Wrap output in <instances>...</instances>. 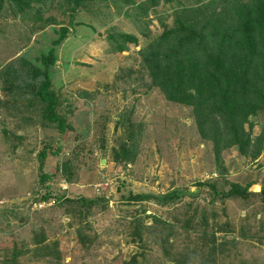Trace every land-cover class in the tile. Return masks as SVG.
<instances>
[{
  "label": "rangeland",
  "instance_id": "rangeland-1",
  "mask_svg": "<svg viewBox=\"0 0 264 264\" xmlns=\"http://www.w3.org/2000/svg\"><path fill=\"white\" fill-rule=\"evenodd\" d=\"M164 1L38 0L23 14L8 1L2 6L0 264H123L134 255L138 264H183L184 255L188 264H264V139L246 148V157L236 147L223 150L217 163L192 109L168 102L153 86L141 52L162 33L161 22L171 24ZM122 33L137 43L119 53ZM50 49L51 91L68 125L63 133L42 120V108L28 105L35 104L36 83L27 64L43 69ZM263 125L259 117L253 138ZM64 163L67 174L60 172ZM45 174L52 176L45 186L94 202L81 216L53 201L31 205ZM204 183L217 191L199 187ZM232 186L239 195H228ZM185 189L191 195L167 205L129 198Z\"/></svg>",
  "mask_w": 264,
  "mask_h": 264
},
{
  "label": "trees",
  "instance_id": "trees-1",
  "mask_svg": "<svg viewBox=\"0 0 264 264\" xmlns=\"http://www.w3.org/2000/svg\"><path fill=\"white\" fill-rule=\"evenodd\" d=\"M7 1L16 8V14H23L31 4L38 3V0H0V12ZM97 1L82 0L89 4ZM122 1L128 3L131 0ZM158 2L150 0V4L157 5ZM164 3L167 5L162 11L171 13V24L161 22L162 33L141 52L153 86L168 102L192 109L197 132L200 138L213 143L217 163L222 162V151L232 147L238 148L246 157L245 149L264 139V125L258 136L260 139L252 136L258 118L264 119V0H165ZM168 11L163 14L166 15ZM147 13L148 10H145L143 14L147 16ZM165 17L161 16L160 19ZM64 36L62 34L54 48L58 47ZM118 38L115 51L119 53L126 50L127 43H137L136 37L131 34L122 33ZM40 63L43 69L27 64L30 67V80L36 83L35 89H31L36 97L35 104L29 100L28 105L42 108V120L63 133L68 125L57 112L59 103L51 91L49 78V68L56 63L54 49L42 56ZM41 77L44 81L37 84ZM126 145L127 142L124 147ZM122 152L124 159L132 160V154L127 156L128 151ZM44 157L45 153L42 152L40 162ZM69 169V164L64 163L60 172L67 174ZM51 178L48 174L41 176L39 187H43L44 191L33 193L31 205L53 201V206L66 207V214L81 216L85 205L94 202L68 199L66 192L61 193L53 187L55 183L45 186ZM201 186L217 191L213 183L199 184ZM238 189V186H232L228 195H239ZM187 194L191 195L185 189L156 196L140 194L134 197L130 194L129 198L155 200L159 205H167ZM262 201L264 203V197ZM89 210L84 214H89ZM187 217L183 223L185 231L189 230L192 222V217ZM77 234L79 239L84 236L80 230ZM132 236L134 240L141 241L137 225ZM42 240H37V246L41 245L38 243ZM188 260V256L184 255L183 264H188ZM123 264H138L137 255Z\"/></svg>",
  "mask_w": 264,
  "mask_h": 264
},
{
  "label": "clouds",
  "instance_id": "clouds-1",
  "mask_svg": "<svg viewBox=\"0 0 264 264\" xmlns=\"http://www.w3.org/2000/svg\"><path fill=\"white\" fill-rule=\"evenodd\" d=\"M48 204V203H47ZM45 206L46 204H39V205H37V207H41V206Z\"/></svg>",
  "mask_w": 264,
  "mask_h": 264
}]
</instances>
